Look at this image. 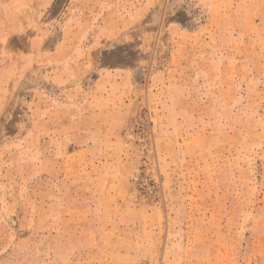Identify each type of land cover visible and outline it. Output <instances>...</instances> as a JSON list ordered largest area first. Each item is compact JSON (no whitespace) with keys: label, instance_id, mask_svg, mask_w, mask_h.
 Returning <instances> with one entry per match:
<instances>
[{"label":"rangeland","instance_id":"1","mask_svg":"<svg viewBox=\"0 0 264 264\" xmlns=\"http://www.w3.org/2000/svg\"><path fill=\"white\" fill-rule=\"evenodd\" d=\"M0 264H264V0H0Z\"/></svg>","mask_w":264,"mask_h":264}]
</instances>
